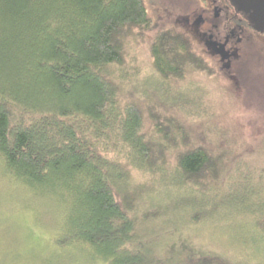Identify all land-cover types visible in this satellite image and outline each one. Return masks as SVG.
I'll use <instances>...</instances> for the list:
<instances>
[{
	"label": "trees",
	"instance_id": "obj_1",
	"mask_svg": "<svg viewBox=\"0 0 264 264\" xmlns=\"http://www.w3.org/2000/svg\"><path fill=\"white\" fill-rule=\"evenodd\" d=\"M1 1L12 13H32L33 35L26 77L16 75L15 94L0 89V157L11 176L54 185L70 201L59 243L94 251L96 263L171 264L142 245L146 222L242 215L236 193L244 173L254 187L256 169L242 157L245 140L214 120L216 102L191 85H218L224 66L188 30L161 24L146 0ZM142 43L161 82L142 79L137 89L131 49ZM180 92L186 99L170 98Z\"/></svg>",
	"mask_w": 264,
	"mask_h": 264
},
{
	"label": "rangeland",
	"instance_id": "obj_2",
	"mask_svg": "<svg viewBox=\"0 0 264 264\" xmlns=\"http://www.w3.org/2000/svg\"><path fill=\"white\" fill-rule=\"evenodd\" d=\"M146 1L152 14L159 18L161 24L175 22L179 27L188 30L199 49L210 57H214L222 65L218 58L206 51L205 46H202L192 33L193 31L191 32L192 27L186 24L185 17L193 18V8H188L189 0ZM32 29L30 11L12 13L0 0V89H5L12 94H15L13 88L16 84V75L24 77L27 75ZM131 55L139 68L138 81L135 82L137 89L142 84V79H147V83L160 84L161 80L152 69L145 43L133 45ZM20 64L22 65L16 69ZM249 66L253 78L251 77L243 87L238 83V78H234L233 70L225 67H223L224 72L220 78V86L211 83L204 85L206 81L196 80L191 84L195 87L196 95L208 93L209 96L206 99L216 102L217 111L214 120L222 125L228 132L227 135L236 138L240 136V139H244L247 144V148L241 150L242 157L252 160L256 170H254L255 179L252 178L254 187L252 188L248 173H244L242 176L246 177L247 182L243 180L240 190L236 193L239 214L245 217L240 215L234 220L216 215L208 221L180 226L167 224L164 219L167 216H161L158 220H150L142 226L146 231L141 243L142 245L147 244L152 249L156 259L168 258L167 262L171 264H195L194 258L207 254L219 257L226 264H264V228L262 223H259L260 220L264 221V63L252 59L249 60ZM243 74L245 76L244 71ZM258 83H261L260 87ZM145 85L143 89L146 88ZM137 93L136 89L130 91V95H137ZM183 95L186 94L180 92L170 98L174 101L186 99ZM0 168L6 171L1 157ZM23 181L32 187L39 188L26 180ZM54 184L59 189L58 184ZM40 188L51 192L60 201L64 200L63 204L69 211L68 202L70 201L66 202L65 196L62 199L60 190L57 192L54 185ZM72 190L76 191L78 188L64 191L71 195ZM154 208L153 203H147L145 209L153 210ZM180 249L187 252L188 260H182L179 253L174 258L172 252ZM94 254L92 250L86 248L80 250L78 247H73L69 256V264H102L95 262Z\"/></svg>",
	"mask_w": 264,
	"mask_h": 264
},
{
	"label": "clouds",
	"instance_id": "obj_3",
	"mask_svg": "<svg viewBox=\"0 0 264 264\" xmlns=\"http://www.w3.org/2000/svg\"><path fill=\"white\" fill-rule=\"evenodd\" d=\"M69 224L58 197L0 168V264H69Z\"/></svg>",
	"mask_w": 264,
	"mask_h": 264
},
{
	"label": "flooded vegetation",
	"instance_id": "obj_4",
	"mask_svg": "<svg viewBox=\"0 0 264 264\" xmlns=\"http://www.w3.org/2000/svg\"><path fill=\"white\" fill-rule=\"evenodd\" d=\"M188 8H193V18L185 17L191 32L206 51L233 70L241 87L246 86L253 78L249 60L264 63V30L255 27L253 9H239L234 0H189Z\"/></svg>",
	"mask_w": 264,
	"mask_h": 264
},
{
	"label": "water",
	"instance_id": "obj_5",
	"mask_svg": "<svg viewBox=\"0 0 264 264\" xmlns=\"http://www.w3.org/2000/svg\"><path fill=\"white\" fill-rule=\"evenodd\" d=\"M239 9H253L251 18L255 23V27L264 30V0H234Z\"/></svg>",
	"mask_w": 264,
	"mask_h": 264
}]
</instances>
